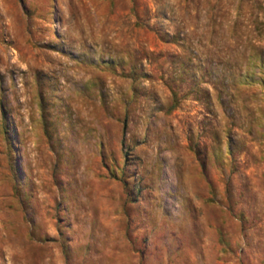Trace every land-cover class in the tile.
I'll return each instance as SVG.
<instances>
[{
	"label": "rangeland",
	"instance_id": "374dc122",
	"mask_svg": "<svg viewBox=\"0 0 264 264\" xmlns=\"http://www.w3.org/2000/svg\"><path fill=\"white\" fill-rule=\"evenodd\" d=\"M0 264H264V0H0Z\"/></svg>",
	"mask_w": 264,
	"mask_h": 264
}]
</instances>
